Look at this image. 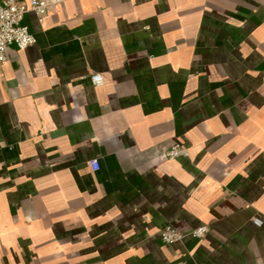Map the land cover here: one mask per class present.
Instances as JSON below:
<instances>
[{
    "label": "crops",
    "instance_id": "0c3cea01",
    "mask_svg": "<svg viewBox=\"0 0 264 264\" xmlns=\"http://www.w3.org/2000/svg\"><path fill=\"white\" fill-rule=\"evenodd\" d=\"M23 22L36 43L0 64V264H264V0ZM165 223L210 231L165 243Z\"/></svg>",
    "mask_w": 264,
    "mask_h": 264
},
{
    "label": "built area",
    "instance_id": "2783aa9c",
    "mask_svg": "<svg viewBox=\"0 0 264 264\" xmlns=\"http://www.w3.org/2000/svg\"><path fill=\"white\" fill-rule=\"evenodd\" d=\"M66 1L68 0H0V64L8 60L10 46L14 45L19 49H26L36 43V36L23 22L26 13L34 12L43 22L50 13L56 11ZM90 78L96 86L105 84V77L100 72H93ZM190 155V147L179 142L172 144L165 152L168 159ZM90 165L93 170H98L100 168L99 159L93 158ZM253 220L258 225L262 224L259 217H254ZM209 231L208 225H200L189 233H184L172 223H165L161 228L160 238L165 243H175L184 241L188 234L203 238Z\"/></svg>",
    "mask_w": 264,
    "mask_h": 264
}]
</instances>
